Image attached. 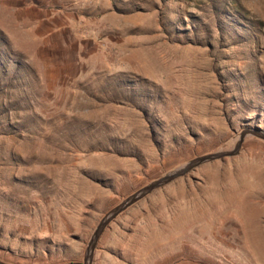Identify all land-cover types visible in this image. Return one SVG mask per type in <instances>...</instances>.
Returning a JSON list of instances; mask_svg holds the SVG:
<instances>
[{
	"label": "rangeland",
	"instance_id": "1",
	"mask_svg": "<svg viewBox=\"0 0 264 264\" xmlns=\"http://www.w3.org/2000/svg\"><path fill=\"white\" fill-rule=\"evenodd\" d=\"M264 130V0H0V261L81 262L101 217ZM94 264H264V141L155 190Z\"/></svg>",
	"mask_w": 264,
	"mask_h": 264
},
{
	"label": "water",
	"instance_id": "2",
	"mask_svg": "<svg viewBox=\"0 0 264 264\" xmlns=\"http://www.w3.org/2000/svg\"><path fill=\"white\" fill-rule=\"evenodd\" d=\"M257 138L264 141V130L258 126L244 127L238 131L228 146L215 152L199 155L193 157L178 167L167 171L156 179L150 181L143 187L134 191L124 199H122L117 205L107 211L94 227L83 251V257L81 262H68L62 264H94V253L97 247V243L104 232V230L112 223L116 217L128 210L130 207L146 198L149 194L155 190L173 182L174 180L186 176L188 173L194 171L198 167L211 163L224 158H231L237 155L242 147L246 138ZM0 264H8L0 261Z\"/></svg>",
	"mask_w": 264,
	"mask_h": 264
}]
</instances>
